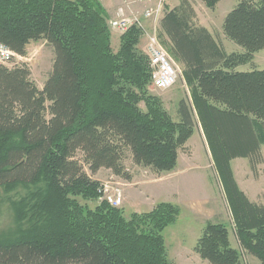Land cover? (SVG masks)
<instances>
[{
	"label": "trees",
	"instance_id": "1",
	"mask_svg": "<svg viewBox=\"0 0 264 264\" xmlns=\"http://www.w3.org/2000/svg\"><path fill=\"white\" fill-rule=\"evenodd\" d=\"M219 1L202 0L209 8ZM164 9L162 43L182 64L192 90V105L181 98L176 120L146 89V55L136 48L140 29L131 26L113 51L100 0H0L1 43L26 56L31 41L44 39L55 53L42 89L27 64H0V185L45 184V191L31 192L28 230L0 239V264H175L163 233L180 216L179 205L161 202L127 218L106 201L92 209L77 197H100L93 176L101 169L130 181L128 156L155 173L173 171L194 133L196 113L228 196L238 246L226 222L212 221L194 250L210 264H243L242 252L264 264V203L248 198L231 168L239 157L252 168L264 160V69L236 70L264 48V0H237L224 19L223 32L241 53H228L196 24L190 0Z\"/></svg>",
	"mask_w": 264,
	"mask_h": 264
},
{
	"label": "rangeland",
	"instance_id": "2",
	"mask_svg": "<svg viewBox=\"0 0 264 264\" xmlns=\"http://www.w3.org/2000/svg\"><path fill=\"white\" fill-rule=\"evenodd\" d=\"M100 1L107 11L108 20L114 19L119 10L124 9L126 16L134 21L135 16L142 17L144 11L150 6H156L159 0ZM162 1L161 15L154 22L155 25H160L159 19L163 16L165 6L172 7L175 1L179 3V0ZM190 1L197 13L195 20L197 25L209 29L228 53L243 52V48L227 38L223 32L224 19L236 6L237 0H220L215 8H209L202 0ZM151 20L154 21L152 17ZM141 23L142 26L135 24V27L140 29L136 48L140 53L146 55L149 74L146 89L150 94H155L161 98L164 108L176 120L178 118V102L181 98H187L192 105V90L184 79L182 64L174 58L168 46L162 43L159 30L160 42L178 70L179 76L175 85L169 89L162 90L153 85V75H150L152 69L150 65L148 66L150 59L147 48L148 38L153 30L149 18H144ZM110 30L112 32L111 45L113 51L116 52L120 47V37L124 33L117 30L112 31L111 28ZM21 57H16L7 65L11 67L17 64H27L31 69L32 79L42 89L53 67L55 57L53 47L44 39L31 41L27 46V55ZM254 69H264V48L253 54L251 62L242 63L236 68L238 71H251ZM140 106L143 110H146L144 101L140 103ZM195 121L194 133L186 145L179 150L178 164L173 171L158 174L147 167L134 164L128 156L125 165L132 175L130 181L115 175L109 169H101L93 176L100 181L101 185L109 183L115 188H120L123 200L119 208L123 210L127 218L133 212L150 211L161 202H172L180 206L181 213L177 221L169 225L163 233L168 258L175 264H210L208 261L201 259L200 255L194 250L208 222H226L230 229L231 241L235 246H238L228 196L225 194L198 113H196ZM262 151L264 156V145ZM231 168L239 187L248 198L252 202L264 203V160L255 168H252L248 158L239 157L231 161ZM85 169L90 173L88 166ZM44 187L43 181L37 186L25 184L0 185V239H14L19 237L23 230H28L34 221L32 218L34 210L29 209L27 206L28 202H33L31 192L36 191L38 188L44 189ZM77 198L81 204L92 209L103 202L100 197L94 200ZM22 209L23 211H21ZM46 214L47 220L53 218L50 211H46ZM64 216L69 215L64 214ZM242 262L243 264H263L256 256L247 252H242Z\"/></svg>",
	"mask_w": 264,
	"mask_h": 264
},
{
	"label": "built area",
	"instance_id": "3",
	"mask_svg": "<svg viewBox=\"0 0 264 264\" xmlns=\"http://www.w3.org/2000/svg\"><path fill=\"white\" fill-rule=\"evenodd\" d=\"M160 1L156 4V6L148 7L144 11L142 17L135 16L136 18H134V21L126 16L124 9H120L119 13H117V16L109 21V26L112 30H117L119 32L125 33L131 26L135 24H140V26H142L141 22H143L144 18L151 19L152 17V19L154 20V25H151L153 33L149 35L147 47L149 52L150 67L152 70L156 68L159 69L158 72H153L152 74L155 81L154 86L158 89L166 90L175 85L179 74L178 70L171 62L167 51L160 42L158 34L160 25H155L154 23L156 19L161 15V10L163 8V4ZM161 18L162 16L160 17L159 22ZM16 57L21 56L17 55L7 45L0 42V64L7 65L11 63ZM99 193L102 201H106L114 207H119L122 204L123 197L120 188H115L109 183L102 184L100 186Z\"/></svg>",
	"mask_w": 264,
	"mask_h": 264
},
{
	"label": "bare ground",
	"instance_id": "4",
	"mask_svg": "<svg viewBox=\"0 0 264 264\" xmlns=\"http://www.w3.org/2000/svg\"><path fill=\"white\" fill-rule=\"evenodd\" d=\"M159 1H160V0H159ZM159 1H158V2H159ZM158 2H157V3H158ZM160 2L163 4V1H162V0H161ZM150 20H151V19L149 18L150 25H152V24H153V21H152V20L150 21ZM109 21H110V20H109ZM150 25H149V26H150ZM112 31H113V30H112ZM158 71H159L158 68L153 69V72H158ZM153 85H155L154 77H153Z\"/></svg>",
	"mask_w": 264,
	"mask_h": 264
},
{
	"label": "crops",
	"instance_id": "5",
	"mask_svg": "<svg viewBox=\"0 0 264 264\" xmlns=\"http://www.w3.org/2000/svg\"><path fill=\"white\" fill-rule=\"evenodd\" d=\"M180 2V0H179ZM179 3L177 1L174 2V6H172V8H174L175 6H177ZM171 7V6H170Z\"/></svg>",
	"mask_w": 264,
	"mask_h": 264
}]
</instances>
